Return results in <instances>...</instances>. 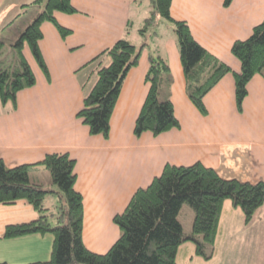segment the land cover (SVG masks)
<instances>
[{
  "label": "crops",
  "instance_id": "crops-1",
  "mask_svg": "<svg viewBox=\"0 0 264 264\" xmlns=\"http://www.w3.org/2000/svg\"><path fill=\"white\" fill-rule=\"evenodd\" d=\"M28 1L0 0V31ZM141 3L142 0H71L76 12L55 13L56 20L70 29L67 35L61 36L48 21L40 27L38 47L48 76L25 46L23 54L35 84L17 92L14 107L11 102L0 101V158L7 166L34 163L49 152H67L75 160V189L83 197L82 240L96 253L107 251L119 235L113 216L124 209L137 188L147 186L159 175L166 163L200 162L225 179L264 181V77L255 74L249 80L247 95L238 110L233 74H224L204 96L207 113L200 114L185 92L172 24L167 21L171 27L161 32L155 27L157 18L141 35L136 24H143L147 15L143 12L136 16L134 12ZM149 7L148 13L150 0ZM170 14L188 23L194 39L208 53L239 71L240 62L231 53V44L247 38L252 28L264 20V0H232L228 6L223 5V0H171ZM133 27L137 31L132 37ZM123 36L136 46L144 45L137 64L123 80L110 117L109 136L104 138L90 134L76 117L85 92L95 80L91 72L94 66L83 65ZM149 54L160 55L169 64L173 77L170 99L179 127L157 135L146 131L136 136L133 125L147 92L144 78ZM29 179L48 185L49 173L38 165L29 170ZM49 205L45 204L50 208ZM37 216L25 200L0 203V262L28 264L50 258V233L3 237L7 224L27 222ZM181 250L183 257L193 259L187 251L195 254V250L188 249L186 242L179 247L176 259ZM199 257L198 264H264V202L245 222L242 210L225 199L212 254L209 259Z\"/></svg>",
  "mask_w": 264,
  "mask_h": 264
},
{
  "label": "trees",
  "instance_id": "trees-1",
  "mask_svg": "<svg viewBox=\"0 0 264 264\" xmlns=\"http://www.w3.org/2000/svg\"><path fill=\"white\" fill-rule=\"evenodd\" d=\"M231 1L223 0V5L228 6ZM150 2L151 9L139 33L144 35L157 18L172 24L185 77V92L199 113H207L204 96L228 72L233 74L236 105L241 110L249 80L255 74L264 77V20L252 28L247 38L231 44V53L240 62L239 71H233L194 39L186 21L171 16V0ZM56 12L74 13L76 9L71 0H29L17 17L0 31L2 104L11 102L14 107L17 92L35 84V76L23 54L25 46L48 76L38 47L42 38L41 24L51 22L61 36L70 32L56 20ZM125 33H128V25ZM140 45L136 46L126 36L120 37L83 65L94 66L91 72L95 80L85 92L76 117L87 126L90 134L109 136L113 108L128 70L139 60L144 43ZM5 46L7 49L3 51ZM144 79L148 87L134 121L133 134L139 136L148 131L157 135L179 127L170 99L173 77L167 61L160 55L149 54ZM38 165L47 169L48 185L29 179V170ZM74 168L75 160L67 152H49L37 162L11 167L0 158V203L11 204L22 199L38 214L34 220L7 224L3 237L32 233L53 236L50 258L28 264H178L177 251L185 242L194 244L196 255L209 259L222 202L229 199L234 207H239L245 222L264 202V181L225 179L200 162L189 165L166 163L161 173L147 186L137 188L124 209L113 216L119 235L107 251L96 253L82 240L83 197L75 189ZM47 192L58 196L59 204L55 210L43 204ZM184 203L193 209L190 233L184 232L178 219Z\"/></svg>",
  "mask_w": 264,
  "mask_h": 264
},
{
  "label": "rangeland",
  "instance_id": "rangeland-1",
  "mask_svg": "<svg viewBox=\"0 0 264 264\" xmlns=\"http://www.w3.org/2000/svg\"><path fill=\"white\" fill-rule=\"evenodd\" d=\"M149 0H142V3L140 6H136L134 9V12L136 14V16H138L139 14L143 13L145 15H148V10H149ZM146 12V13H145ZM136 26H142V23L140 24H136ZM155 27H158L157 29L161 32H163V30L167 31L169 30V27H171V24L169 22H167V20L163 19V18H159L157 21V24L155 25ZM156 29V28H155ZM137 31V27H133L131 29L132 32V37L133 35L136 33ZM7 49V46L4 47L3 51H5ZM5 53V52H4ZM3 53V54H4ZM8 54V53H7ZM11 58H9L8 60H10ZM44 206L45 204L49 205L50 208H52L55 210V207L59 204V199L58 196L56 194L53 193H48V195H46V197L44 198V202H43ZM178 219L181 222L182 226H183V230L186 233H190L191 232V224H192V220H193V209L192 207L188 204V203H184L179 211L178 214ZM187 243V248L192 249L194 248V245L191 242H186ZM184 251V250H183ZM183 251L181 250L180 254L178 255V260H179V264H198L199 261H201L200 257L194 254V251H190V253L187 251V255L191 254L193 255V259L191 260V256L189 258H187L186 256L183 257ZM186 257V258H185Z\"/></svg>",
  "mask_w": 264,
  "mask_h": 264
}]
</instances>
